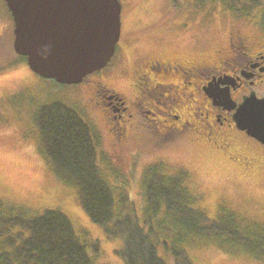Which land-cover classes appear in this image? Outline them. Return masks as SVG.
I'll return each instance as SVG.
<instances>
[{"label": "rangeland", "instance_id": "rangeland-1", "mask_svg": "<svg viewBox=\"0 0 264 264\" xmlns=\"http://www.w3.org/2000/svg\"><path fill=\"white\" fill-rule=\"evenodd\" d=\"M201 1L119 0L120 39L109 66L116 63L132 66L133 56L141 53L166 60L192 58L191 49L199 43L208 49L222 45L228 31L264 36L256 18L235 19L223 13L218 4ZM12 32L10 16L0 1V199L33 212H62L71 221L94 264H122L116 253L122 247V240L109 239L104 228L86 216L75 190L63 186L54 176L38 148L36 109L62 102L102 136L96 163L116 196L126 194L137 212L144 206L139 182L142 171L149 165L162 163L170 171L184 169L188 173L187 184L200 196L199 207L208 219H214L218 208L224 206L264 220V175L246 176L220 154L187 139L168 145L152 136L139 139L131 135L117 151L119 158L115 157L114 147L97 116L102 111L101 103L91 95L95 94L92 89L98 79L96 72L102 68L93 72L90 80L84 79L75 86H61L42 79L13 53ZM110 85L125 88L127 76L113 78ZM150 118L143 115L139 120L147 123ZM253 157L264 174V152L255 148ZM188 256L193 264H253L207 246L192 248Z\"/></svg>", "mask_w": 264, "mask_h": 264}, {"label": "trees", "instance_id": "trees-1", "mask_svg": "<svg viewBox=\"0 0 264 264\" xmlns=\"http://www.w3.org/2000/svg\"><path fill=\"white\" fill-rule=\"evenodd\" d=\"M210 1L232 18H256L264 29L262 0ZM34 123L38 148L54 176L75 190L79 206L109 239L122 240L116 252L122 264H193L188 251L197 246L264 264V220L224 206L208 219L184 169L170 171L162 163L145 167L139 181L144 206L137 212L126 194L116 196L100 171V137L90 124L62 102L39 106ZM72 226L58 210L38 213L0 199V264H94Z\"/></svg>", "mask_w": 264, "mask_h": 264}, {"label": "flooded vegetation", "instance_id": "flooded-vegetation-1", "mask_svg": "<svg viewBox=\"0 0 264 264\" xmlns=\"http://www.w3.org/2000/svg\"><path fill=\"white\" fill-rule=\"evenodd\" d=\"M191 50L192 58L170 60L135 54L132 66L108 63L96 72L91 95L101 103L97 116L115 157L131 135L168 145L187 139L220 154L246 176L264 175L253 157L254 149L264 152V146L234 121L246 98L264 100V36L228 31L222 45L208 49L199 43ZM123 76L125 88L110 85ZM142 114L150 122L139 120Z\"/></svg>", "mask_w": 264, "mask_h": 264}, {"label": "water", "instance_id": "water-1", "mask_svg": "<svg viewBox=\"0 0 264 264\" xmlns=\"http://www.w3.org/2000/svg\"><path fill=\"white\" fill-rule=\"evenodd\" d=\"M1 1L14 24L15 54L26 58L28 68L40 78L80 84L114 55L120 36L118 0ZM234 121L264 146V100L246 98Z\"/></svg>", "mask_w": 264, "mask_h": 264}]
</instances>
